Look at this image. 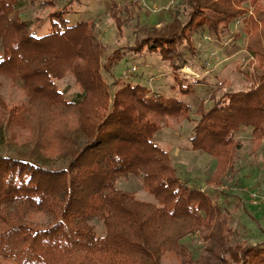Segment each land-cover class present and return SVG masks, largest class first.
Here are the masks:
<instances>
[{"label":"trees","instance_id":"16d2710c","mask_svg":"<svg viewBox=\"0 0 264 264\" xmlns=\"http://www.w3.org/2000/svg\"><path fill=\"white\" fill-rule=\"evenodd\" d=\"M262 1L251 0L250 14L232 0H180L170 23L137 22L133 44L109 54L96 21H72L81 0H0V76L28 101L0 125V146L2 138L18 144L15 135L25 137L12 155L0 154V264H163L167 254L179 264H264V244L238 238L232 211L183 179L171 154L154 140L168 126L159 119L183 115L193 126L191 151L217 161L210 184L218 187L232 180L243 133L250 132L254 149L262 146ZM131 3L109 13L119 36L140 20L138 2ZM29 9L41 12L28 18ZM236 21H243L248 60L256 61L248 70L237 67L247 87L231 92L225 80L212 84L214 106L199 105L193 118L194 87L210 84L202 77L192 85L181 74L196 66L195 36L207 29L215 44L238 42L242 37L231 28ZM146 54L168 61L177 94L118 81L113 94L103 72L110 77L120 60ZM200 60L194 71L202 74L208 61ZM68 77L76 85L72 98L57 84ZM130 181L141 183L154 201L120 188ZM96 220L106 222L107 236L96 234ZM197 232L204 245L194 260L181 241Z\"/></svg>","mask_w":264,"mask_h":264},{"label":"rangeland","instance_id":"374dc122","mask_svg":"<svg viewBox=\"0 0 264 264\" xmlns=\"http://www.w3.org/2000/svg\"><path fill=\"white\" fill-rule=\"evenodd\" d=\"M232 1L240 4L238 5L239 9H247L252 14L250 9L251 0ZM68 2L69 0H61V5ZM131 2L134 3L135 1L81 0L80 5L75 4L73 7L77 14L72 16V21H77L76 23L96 21L98 25L97 35L110 54L121 46L133 44L134 36H132V33L137 22L140 26L156 27L170 23L173 20L171 12L179 4L180 0H140L137 4L142 12L140 20L137 21V18H134L126 26L125 35L122 34L121 37L109 13L114 5H123ZM40 12L41 10L39 9H29L26 11V15L28 18H32ZM138 13L136 14L138 15ZM209 13L208 17L210 20L214 19L216 21L215 14ZM242 26L243 21H236L231 25L233 32L239 33L242 37L238 42L231 40L224 44L218 41L222 45L215 44L214 37L208 33L207 29L200 31V34L198 33L195 36L197 39L196 48L199 54L197 59L194 60L196 66L194 68L188 67L190 69L188 71L194 74L197 73L194 70L201 65L202 60H200V57L208 61L206 70H203L202 74L197 73L198 78L188 77L184 73V68L181 70V74L192 85H194V81H198L202 77H206L210 84L209 86L197 85L194 87L195 95L189 100V103L192 104L191 115L193 118L196 116L199 105L204 104L207 109H211L214 106L215 100L210 98V94L222 81L228 82L225 90L231 92L244 90L247 87V83L237 71V67L240 66L248 70L251 68V64L256 61L252 58L248 60L245 52L247 39ZM171 73L172 70L168 69V61H163L156 54H146L140 57L124 58L113 68L110 77L105 72H103V75L104 77L106 76L105 79L107 78L106 81L111 86L113 94L119 89V87L114 86V83L118 81L120 84L128 82L140 84L170 97L177 94L176 91H173L174 82L169 76ZM57 84L60 89L66 91L69 98H72L76 91V85L71 77L63 79ZM27 102L26 95L18 85L8 77L0 76V125L1 122L6 120L10 111ZM159 120L162 125L168 126H164L158 131L154 140L171 154L179 175L183 179L189 180L193 185L202 186L205 191H211L210 194L217 197V202L220 203L223 209L232 211V228L238 238L247 241L249 244H264V204L254 206L250 200L251 193H257L264 198V142L261 147L254 149L250 132L243 133L244 148L235 154L237 159L235 172L230 176L232 180L230 182L222 180V184L218 187L214 183L210 184V180L214 179L217 161L205 153L193 152L190 149L189 139L192 135V124L183 115L171 117L170 119L162 117ZM9 130L14 133L12 129ZM24 138L22 137L21 139L19 134H16L14 139L18 141V144L12 143L9 138H2L0 154L5 152L4 154L12 155L14 151L22 146ZM17 141L15 142L17 143ZM253 149L257 150V152ZM119 186L122 190L136 195L139 200L154 201L153 197L144 191L143 185L139 182H121ZM208 191L206 193L209 194ZM238 202L240 203L239 207L237 206ZM93 225L98 236L105 237L108 235L109 231L104 220H96ZM181 243L185 244L194 260L199 258L204 245L202 233L192 234L184 238ZM163 264H179V261L175 255L167 254L163 259Z\"/></svg>","mask_w":264,"mask_h":264},{"label":"built area","instance_id":"2783aa9c","mask_svg":"<svg viewBox=\"0 0 264 264\" xmlns=\"http://www.w3.org/2000/svg\"><path fill=\"white\" fill-rule=\"evenodd\" d=\"M134 1L139 2L140 0H134ZM134 70H136V69L134 68ZM183 70L185 71L184 73L188 77H197V78L199 77L197 73L194 74V73H191L190 71H188V70H190L188 67H184ZM250 200L254 206L264 204V198L260 197L257 193H251L250 194Z\"/></svg>","mask_w":264,"mask_h":264}]
</instances>
